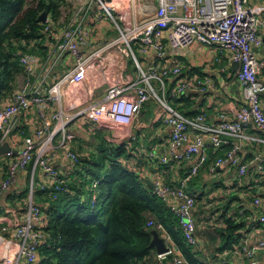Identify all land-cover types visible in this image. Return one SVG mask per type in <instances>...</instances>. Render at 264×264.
I'll return each mask as SVG.
<instances>
[{
  "label": "built area",
  "instance_id": "1",
  "mask_svg": "<svg viewBox=\"0 0 264 264\" xmlns=\"http://www.w3.org/2000/svg\"><path fill=\"white\" fill-rule=\"evenodd\" d=\"M71 16L66 20H54L50 15L44 23L45 51L41 55L22 54L20 65L24 71V81L12 98L0 104V145L8 142L19 126L22 111L36 108L42 117L40 127L33 135L26 137L17 155H7L12 159L2 164L6 171L0 186V198L19 181L30 174L29 192L16 207L2 206L0 213H14L12 222L0 227V264H37L39 249L43 242V228L47 225V206L35 202V172L40 170L46 178L42 191L49 190L52 200H58L69 192L70 180L58 167L60 158L73 165L79 163L76 149V123L89 119L97 125L93 135L106 130L117 131L126 128L139 117L143 106L153 97L165 111L162 123L171 130V142L177 147L185 146L183 152L173 154L177 162L194 161L188 177L179 187H173L162 179L153 183L157 197L177 217L187 243L199 244L196 235L197 224L194 217L196 196L187 190L188 182L207 163L206 137L216 149L229 144V138L237 141L224 156L218 157L211 165L210 174L223 166L236 167L238 176L244 177L254 168L258 174L264 172V151L254 154L252 159L241 163L237 152L246 139L245 131L253 127L264 134V109L261 96L264 84L258 75L264 69V57L259 58L255 49L263 44L260 28L264 24V5H251V0H69ZM106 19L115 38L98 50L87 54L85 48L94 40L96 26L91 22L94 9ZM194 43L213 47L225 53L230 62H238L240 68L236 80L243 92L241 107L235 112V120L220 115L214 125L206 123V114L189 119L171 106L165 96L161 97L151 82L163 84L164 78L181 74L179 65L155 64L145 70L137 55L155 54L163 60L167 47L174 51L189 48ZM124 48L138 70L139 81L129 84L105 78V94L99 101L90 100L87 81H99V73L106 71V54ZM74 61L73 67L55 74L58 65L67 57ZM188 83L176 85L169 96L178 99L184 95ZM212 80L197 81V88L206 92L214 88ZM135 91V98L127 95ZM70 93L78 94L77 104L64 108ZM47 112L50 115H46ZM118 132V131H117ZM191 132L194 138L191 142ZM114 137V135H113ZM124 140V139H123ZM122 140V141H123ZM259 141L260 140H256ZM6 156V155H4ZM148 158L168 165L166 156L155 153ZM5 166V167H4ZM1 171V169H0ZM97 183L94 184V187ZM97 193L92 195V203ZM87 196H83L85 202ZM263 198L256 197L249 217L241 212L250 224V231L244 235L239 252L249 260V264H264V209ZM263 209L258 213V209ZM149 227H156L155 236L160 238L165 251L158 253L159 260L173 258V264H186L171 236L163 225L154 220ZM263 258V263L262 259ZM218 264H233L221 257Z\"/></svg>",
  "mask_w": 264,
  "mask_h": 264
},
{
  "label": "trees",
  "instance_id": "2",
  "mask_svg": "<svg viewBox=\"0 0 264 264\" xmlns=\"http://www.w3.org/2000/svg\"><path fill=\"white\" fill-rule=\"evenodd\" d=\"M43 13L56 21L67 20L72 5L69 0H0V104L12 98L24 74L21 55L45 51L44 23L39 20ZM180 110L186 113L184 108ZM198 114L185 115L193 119ZM1 139L2 132L0 142ZM93 140L90 145H95V150L79 154L76 177L69 179L68 193L58 200L51 199L49 190L35 193L38 204L47 206V225L43 228L37 264H173L172 257L158 259L154 245L158 231L148 226L151 220L163 225L186 264H218L224 252L240 247L251 229L241 216V212L249 215L248 200L243 203L233 195L223 206L217 223L200 229L199 223L206 216L199 215V209L210 207L218 199L208 196L210 200L202 203L206 194H201L202 199L196 200L194 208L200 242L191 246L179 220L157 197L150 182L128 165L138 148L135 142L106 137L101 132L93 135ZM195 180L190 182V188L195 186ZM28 192L29 188L19 198L26 197ZM95 192L96 200L92 203ZM83 196H87L85 202ZM233 202L236 208L229 210Z\"/></svg>",
  "mask_w": 264,
  "mask_h": 264
},
{
  "label": "crops",
  "instance_id": "3",
  "mask_svg": "<svg viewBox=\"0 0 264 264\" xmlns=\"http://www.w3.org/2000/svg\"><path fill=\"white\" fill-rule=\"evenodd\" d=\"M251 5L263 6L264 0H251ZM101 16L100 11L95 8L92 14L91 22L95 24L96 31L94 40L85 48L87 54H90L99 48L105 46V44L115 38V33L110 29L109 22L104 18L97 21V17ZM260 34L263 38V44L261 47L255 49L259 58L264 57V24L260 28ZM41 55V54H36ZM138 55H140L138 57ZM137 57L141 62L142 67L147 70L155 64L166 65H179L181 67V74L164 78L163 84L158 81H152L153 88L158 94L167 98L168 103L178 110L182 115L192 114L199 112L200 114H206V123L214 125L218 122L220 115L224 114L228 119L235 120V112L241 107L243 102V92L236 80V74L233 70V62L229 61L228 56L213 47L203 46L199 43H194L192 46L185 50L174 51L167 47L165 57L160 60L155 54L141 55ZM105 65L103 69H106L105 73H99V81H87V90L91 92L90 100L99 101L105 94V78L109 75L114 80L124 81L129 84L137 83L139 81V73L133 62V60L126 56L124 48H118L113 50L110 54H106ZM74 65V61L71 57H67L66 61L58 65L55 69V74H60L64 71L70 70ZM24 74L19 78L17 89L24 81ZM212 80L214 88L209 89L206 92H201L197 88V81ZM258 80L264 84V69L258 75ZM188 83L189 87L185 91L184 95L177 100H182L181 103L175 98L169 96L172 89L180 84ZM78 94L70 93L66 101L64 102V108L77 104L76 98ZM127 97L129 99L135 98V91H131ZM262 106L264 109V94L261 96ZM184 108L185 114L180 110ZM198 114V115H200ZM50 115L49 112L46 114ZM165 115V111L159 104L155 97L151 98L142 108L139 117L134 119L126 128L119 129L116 132L112 131L113 138L122 141H133L138 146L136 151L132 154L128 165L132 168H136L140 171L142 177L149 182H153L156 179H162L173 187H179L183 180H185L190 170L194 165V161L177 162L173 158V154L181 153L185 150V146L177 147L171 142V130L169 127L162 123V118ZM189 118V117H188ZM19 126L12 133L7 143L14 151L13 154L17 155L19 150L23 146L24 139L34 134L36 129L40 127L42 117L36 108H32L29 111H22L20 114ZM97 129V125L92 123L89 119L80 120L76 123L75 132L77 134V152L80 154L81 149H86V146L93 142V133ZM116 133V135L114 134ZM246 139L241 142V148L237 152V157L241 163H245L252 159L254 154L264 151V134L259 132L253 127L248 128L245 131ZM194 132H191V142L194 138ZM256 140H260L256 141ZM229 144L223 146L221 149H216L211 146L209 138L206 137L205 143L207 145V163L200 169L196 178L195 186L190 188V182L194 181L192 178L187 184V190L193 193L196 197L204 193V189L209 185L217 186L215 191L209 195V197L218 196L220 193L226 192V197L232 193L241 198L243 203L245 199L249 201L248 210L249 215L253 212L254 208L252 204L254 198H263L264 209V172L258 174L254 168H250L246 176L239 177L237 168L231 166H223L218 168L214 174H210V167L218 157L224 156V154L232 148L237 140L229 138ZM155 153L156 156H166L169 159L168 165L157 163L148 158V155ZM12 158L8 155L0 156V166L6 165ZM5 167V166H4ZM58 167L64 173V175L71 179L75 175V167L69 161L64 158H60ZM0 186L5 179L6 171L0 167ZM200 178V180L198 179ZM35 193L38 190H42V187L46 183V178L40 170H36L35 177ZM30 184V174L25 178H20L17 184H15L6 195L0 198V204L2 206L16 207L20 204L24 198H19ZM263 185V186H262ZM236 189H232V187ZM226 189V191H224ZM228 193V194H227ZM254 196V197H252ZM256 196V197H255ZM219 198V196L217 197ZM251 198V199H250ZM250 199V200H249ZM37 202V197H35ZM42 205V204H40ZM205 209H209L206 207ZM263 209H258V213ZM223 212L215 214L213 219H218ZM196 221L198 217L194 214ZM218 217V218H216ZM16 218L14 213L2 214L0 213V227L3 224L12 222ZM198 222V221H197ZM201 242L203 240L201 238ZM158 253V252H157ZM158 257V256H157ZM221 257H225L233 264H249L247 260L236 247L233 251L224 252ZM262 263H263V258Z\"/></svg>",
  "mask_w": 264,
  "mask_h": 264
},
{
  "label": "rangeland",
  "instance_id": "4",
  "mask_svg": "<svg viewBox=\"0 0 264 264\" xmlns=\"http://www.w3.org/2000/svg\"><path fill=\"white\" fill-rule=\"evenodd\" d=\"M140 55H138V57H139ZM155 88V87H154ZM116 132V131H115ZM114 132V134L116 135V133ZM103 134H105L106 135V137H108V136H110V137H112V131L111 130H106L105 132H102ZM93 143H94V141H93ZM95 148H96V146L95 145H90V144H88L87 146H86V149H83V151H81V153H82V155L83 154H85V153H87V152H90V151H94L95 150ZM76 149H77V145H76ZM75 170H76V168H74ZM75 173H76V171H75ZM76 176H74V178H75ZM199 180H200V178H198ZM217 186H220V185H209V186H207L204 190V193L206 194V196L205 197H203V199H202V197L199 195L197 198H196V200H203V202L202 203H205V200H210L209 198H208V196L211 194V193H213L214 191H215V189L217 188ZM263 186V185H262ZM236 187L237 186H235V187H232V189H236ZM224 191H226V189H224ZM203 193V194H204ZM228 194V193H227ZM234 195H236V194H234ZM219 198L216 200V203H214L213 205H210V207H208L209 209H204V207H201L200 209H199V215H203V214H205V216H206V219L204 220V222L203 223H199V228L201 229L202 228V226H208V225H213V224H216L217 223V220L218 219H214L213 220V217L215 216V214H217V213H220V212H222L223 211V206H225V204H226V202H227V200L229 199V198H231L232 196H233V194L232 193H230V195L228 196V197H226L225 198V200L223 201V198L226 196V192H224V193H220L219 195ZM217 195L215 196L216 198L218 197ZM247 200H248V198H247ZM234 208H236V203L235 202H233L232 204H231V206H230V209L229 210H234ZM216 218H218V217H216ZM197 224H198V222H197Z\"/></svg>",
  "mask_w": 264,
  "mask_h": 264
},
{
  "label": "water",
  "instance_id": "5",
  "mask_svg": "<svg viewBox=\"0 0 264 264\" xmlns=\"http://www.w3.org/2000/svg\"><path fill=\"white\" fill-rule=\"evenodd\" d=\"M47 16L48 15L46 13H43L40 16L39 20L42 23H45L46 20H47ZM232 67H233V70L235 72H237L239 70V68H240V64L238 62H233ZM10 152H12V148L10 147L9 143L5 142L2 145H0V156L7 155ZM150 185H151V187H153V183L152 182H150ZM154 245L157 248L158 253H162V252L165 251V247H164L163 242H162V240L160 238L156 237L154 239Z\"/></svg>",
  "mask_w": 264,
  "mask_h": 264
}]
</instances>
